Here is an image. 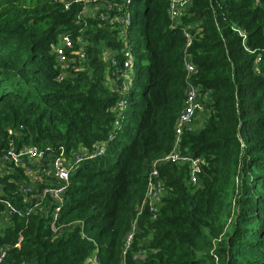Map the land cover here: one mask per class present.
<instances>
[{
    "label": "trees",
    "instance_id": "obj_1",
    "mask_svg": "<svg viewBox=\"0 0 264 264\" xmlns=\"http://www.w3.org/2000/svg\"><path fill=\"white\" fill-rule=\"evenodd\" d=\"M63 2L0 0V155L12 144L71 153L115 137L73 172L60 221L84 225L61 234L42 205L27 211L20 169L2 175V264H84L93 252L100 264H119L135 218L134 250L148 249L136 264H264V0H187L177 20L170 0H133L134 79L118 126L120 91L104 48L120 62L126 43L98 16L77 23L82 4ZM62 34L85 42V66L58 62ZM188 54L206 106L202 125L182 135L179 161L158 166V210L139 214L153 163L174 148Z\"/></svg>",
    "mask_w": 264,
    "mask_h": 264
},
{
    "label": "built area",
    "instance_id": "obj_2",
    "mask_svg": "<svg viewBox=\"0 0 264 264\" xmlns=\"http://www.w3.org/2000/svg\"><path fill=\"white\" fill-rule=\"evenodd\" d=\"M132 2L133 0H64L63 2L66 9H70L74 3L82 4V10L77 16V23L86 20V16H98L102 21L118 27L121 37L126 43L120 62L116 58L114 51L110 49L104 50L111 79L115 87L118 85L120 91L119 98L114 107V111L118 114L115 126L119 125V119L128 108V95L134 79V52L128 41V31L132 25ZM186 5L187 0H170L171 18L177 20V17ZM234 29L239 32L244 40L246 39V33L241 27L237 26ZM184 33L188 39V47L191 44V37L187 30ZM81 41L82 43L79 41L78 45L67 34H62L57 44L53 47V53L56 55L58 62L64 66L70 62H77L78 66H85L88 61V54L85 42L82 39ZM185 69L187 70L189 80L185 90L184 106L175 126L176 138L174 148L153 163L146 194L139 206V214L143 212L145 207L149 208L151 212L158 210L165 187L158 177L157 168L165 162H176L181 159V137L186 131H194L196 129L197 116L204 113L206 109V106L202 104L203 94L201 87L192 82L191 77L197 72V67L192 62L189 54L186 55ZM114 137L115 134L112 133L107 140L97 142L91 149L74 150L71 153H68L64 146H61L55 153H52L48 151V148H41L36 145L29 144L16 148L12 144L0 155V197L2 196L3 188L1 182L2 175L9 174L11 169L18 168L27 177V179H23L20 182L19 187L28 203V212H35L36 208L38 209V205H42L43 209L51 214L50 228L54 234H61L67 229L74 228L76 225L83 226V221H60L62 207L66 203V191L71 184V177L77 165L85 160H92L105 155L107 146ZM191 169V180L197 182L198 180L194 173L196 162H191ZM35 198H37V201L33 203V199ZM4 203L9 213L18 211L9 201L4 200ZM139 232L137 218H135L130 230L125 235L119 264H131L130 259L135 262L134 264L144 260L148 249L142 247L136 251L134 250L136 236ZM21 239H19L16 246L20 245ZM131 254L132 257L130 256ZM6 256L7 248L3 246L0 248V264L4 262ZM84 264H100L97 253L93 252Z\"/></svg>",
    "mask_w": 264,
    "mask_h": 264
},
{
    "label": "crops",
    "instance_id": "obj_3",
    "mask_svg": "<svg viewBox=\"0 0 264 264\" xmlns=\"http://www.w3.org/2000/svg\"><path fill=\"white\" fill-rule=\"evenodd\" d=\"M92 15V14H91ZM87 18H88V16H86V20H87ZM110 24V23H109ZM112 25V24H111ZM112 27H115V26H113L112 25ZM115 28H118V27H115ZM119 29V28H118ZM120 30V29H119ZM106 49H109L108 47L107 48H104V50H106ZM111 50V49H110ZM113 51V50H112ZM196 124H197V127L196 128H198L199 126H201L202 125V122H201V120H199V121H196Z\"/></svg>",
    "mask_w": 264,
    "mask_h": 264
},
{
    "label": "rangeland",
    "instance_id": "obj_4",
    "mask_svg": "<svg viewBox=\"0 0 264 264\" xmlns=\"http://www.w3.org/2000/svg\"><path fill=\"white\" fill-rule=\"evenodd\" d=\"M196 127H197V124H196ZM31 145H34V144H31ZM3 221V220H2ZM4 222V221H3Z\"/></svg>",
    "mask_w": 264,
    "mask_h": 264
},
{
    "label": "bare ground",
    "instance_id": "obj_5",
    "mask_svg": "<svg viewBox=\"0 0 264 264\" xmlns=\"http://www.w3.org/2000/svg\"><path fill=\"white\" fill-rule=\"evenodd\" d=\"M114 140V139H113Z\"/></svg>",
    "mask_w": 264,
    "mask_h": 264
}]
</instances>
